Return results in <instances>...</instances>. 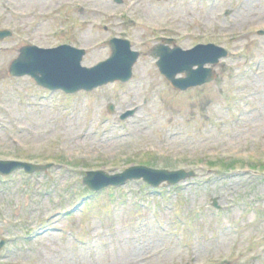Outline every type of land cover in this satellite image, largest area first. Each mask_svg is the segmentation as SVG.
I'll use <instances>...</instances> for the list:
<instances>
[{"label": "rangeland", "instance_id": "374dc122", "mask_svg": "<svg viewBox=\"0 0 264 264\" xmlns=\"http://www.w3.org/2000/svg\"><path fill=\"white\" fill-rule=\"evenodd\" d=\"M0 28L14 31L0 41V159L55 164L0 175V264H264V0H0ZM120 35L140 52L126 83L66 95L8 74L22 46L85 48L93 66ZM163 35L230 54L214 81L177 91L151 55ZM132 164L196 175L82 183Z\"/></svg>", "mask_w": 264, "mask_h": 264}, {"label": "water", "instance_id": "95a60500", "mask_svg": "<svg viewBox=\"0 0 264 264\" xmlns=\"http://www.w3.org/2000/svg\"><path fill=\"white\" fill-rule=\"evenodd\" d=\"M10 35L9 32L0 31V39ZM112 56L106 61L91 69L81 67L84 54L70 46H61L57 49H38L25 46L20 55L10 65L11 76H32L36 82L46 88L63 89L66 92H76L81 89L93 88L115 80L126 81L131 77L132 66L138 58V53L130 51V44L125 40H112ZM160 57L158 65L161 72L180 89L201 85L211 81L214 73L210 68H204L207 63H217L226 53L215 46H198L183 52L176 48L172 51L162 46L154 53ZM198 65V69H193ZM185 72L187 77L175 79V76ZM24 167L27 172L44 170L45 166H36L16 161H0V173L7 175L18 168ZM193 173L184 171L169 172L167 170H153L146 167H132L122 174L109 176L103 171L90 172L84 179L93 190H101L109 185H122L128 179L144 178L153 186L164 181L175 184L182 179L191 177Z\"/></svg>", "mask_w": 264, "mask_h": 264}]
</instances>
